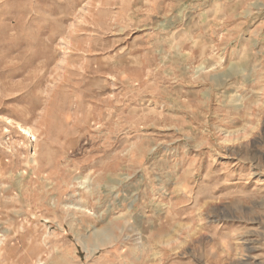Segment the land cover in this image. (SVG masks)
I'll return each instance as SVG.
<instances>
[{"label": "rangeland", "instance_id": "374dc122", "mask_svg": "<svg viewBox=\"0 0 264 264\" xmlns=\"http://www.w3.org/2000/svg\"><path fill=\"white\" fill-rule=\"evenodd\" d=\"M0 264H264V0H0Z\"/></svg>", "mask_w": 264, "mask_h": 264}, {"label": "bare ground", "instance_id": "6f19581e", "mask_svg": "<svg viewBox=\"0 0 264 264\" xmlns=\"http://www.w3.org/2000/svg\"><path fill=\"white\" fill-rule=\"evenodd\" d=\"M23 130H24V132L28 133L26 129L23 128Z\"/></svg>", "mask_w": 264, "mask_h": 264}]
</instances>
